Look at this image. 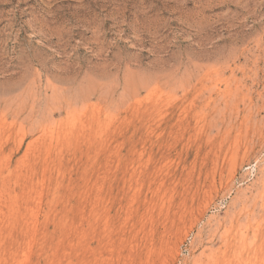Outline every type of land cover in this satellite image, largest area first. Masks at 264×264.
I'll list each match as a JSON object with an SVG mask.
<instances>
[{"label": "rangeland", "instance_id": "obj_1", "mask_svg": "<svg viewBox=\"0 0 264 264\" xmlns=\"http://www.w3.org/2000/svg\"><path fill=\"white\" fill-rule=\"evenodd\" d=\"M0 264H264V0H0Z\"/></svg>", "mask_w": 264, "mask_h": 264}]
</instances>
